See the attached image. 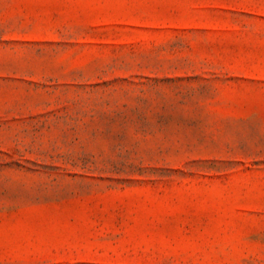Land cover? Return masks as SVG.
Listing matches in <instances>:
<instances>
[{
	"label": "rangeland",
	"instance_id": "obj_1",
	"mask_svg": "<svg viewBox=\"0 0 264 264\" xmlns=\"http://www.w3.org/2000/svg\"><path fill=\"white\" fill-rule=\"evenodd\" d=\"M0 264H264V0H0Z\"/></svg>",
	"mask_w": 264,
	"mask_h": 264
}]
</instances>
